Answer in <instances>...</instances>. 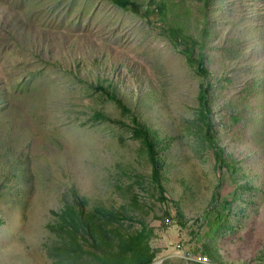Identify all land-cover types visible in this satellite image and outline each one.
<instances>
[{"label":"rangeland","instance_id":"1","mask_svg":"<svg viewBox=\"0 0 264 264\" xmlns=\"http://www.w3.org/2000/svg\"><path fill=\"white\" fill-rule=\"evenodd\" d=\"M133 1L0 0V264H264V0Z\"/></svg>","mask_w":264,"mask_h":264},{"label":"trees","instance_id":"2","mask_svg":"<svg viewBox=\"0 0 264 264\" xmlns=\"http://www.w3.org/2000/svg\"><path fill=\"white\" fill-rule=\"evenodd\" d=\"M113 2L117 3L118 5L122 7H128L135 13H139L144 17H149L150 12L153 13V10L148 11L144 10L142 11L140 9V5L133 1V0H112ZM157 10H159L157 8ZM163 32L167 35L169 40L172 42L174 46H182V51L184 55H186L187 59L194 64L195 71L203 78L207 79L209 77V70L206 67L203 58L201 54L197 57H193V52L196 44L198 43L197 40L193 39L189 35H185L180 28L169 26L166 28H162ZM209 83H205L201 86L199 92H198V100L201 108V119L206 129V136L207 139L214 143V135H213V127L210 120V113H211V107L209 104V98H208V92H209ZM113 99L117 100L119 103H121L120 99H118L115 95H110ZM123 105V104H122ZM124 106V105H123ZM144 141L148 148V152L150 155V159L152 163H155V149L153 146V142L150 140L148 135L144 133ZM214 160L215 162L221 161L220 152L217 150H214ZM149 262V259H145L141 261L139 264H146Z\"/></svg>","mask_w":264,"mask_h":264}]
</instances>
